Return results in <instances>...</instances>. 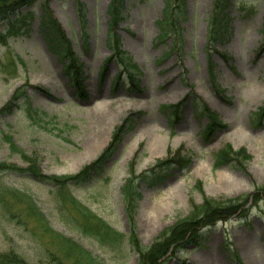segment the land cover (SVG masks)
<instances>
[{"label":"rangeland","instance_id":"1","mask_svg":"<svg viewBox=\"0 0 264 264\" xmlns=\"http://www.w3.org/2000/svg\"><path fill=\"white\" fill-rule=\"evenodd\" d=\"M174 1L168 35L161 40L166 0H123L116 33L138 67L135 86L119 75L124 70L107 44L111 0H49L48 13L60 28L56 42L48 36L50 23L40 25L43 0L22 10L32 12L29 27L0 18V137L10 135L23 153L0 141V164L26 169L25 155L44 175L70 176L112 144L102 169L68 189L125 235L120 244H102L77 229L56 185L27 173L1 172L0 193L9 185L30 196L36 210L26 199L4 195L0 252L13 250L31 264H43L51 253L67 260L70 249L61 235L102 264H137L129 238L133 226L148 247L204 197L248 198L246 216L204 228L199 245L178 250L162 264H264V0H229L225 30L211 46L214 0ZM63 45L74 52L78 72L66 69ZM76 74L79 82H72ZM18 89L23 93L16 105L4 111ZM102 103L106 112L98 108ZM203 105L208 111L200 112ZM239 131L247 136L239 137ZM229 145L245 149L249 158L234 157L217 167L216 154ZM177 155L189 164L173 163ZM162 162L168 167L159 166ZM133 173L163 179L137 180L130 214L123 188Z\"/></svg>","mask_w":264,"mask_h":264},{"label":"trees","instance_id":"2","mask_svg":"<svg viewBox=\"0 0 264 264\" xmlns=\"http://www.w3.org/2000/svg\"><path fill=\"white\" fill-rule=\"evenodd\" d=\"M34 0H0V18L2 20H8V23L11 26L16 28L29 27L34 19L32 17V12L27 11L26 13H22V10L31 6ZM178 2V1H177ZM176 3L174 0H166L165 4V19L161 21L162 32L160 35L161 40H164L168 35L167 24L169 22V13L170 6ZM48 4L49 0H43L42 7L45 11L44 16L40 21V25H47V22L50 23L47 32L50 40L52 42H56L58 38H60V28L57 25V22L50 17L48 13ZM182 5V4H181ZM230 6L229 0H214V14L211 17V31H210V46L218 41L227 24V9ZM123 9V0H111V3L108 8V12L110 13L112 20L110 21V33L107 38L108 46L114 52V58L118 60L121 68L124 70L121 74H125L128 77V80L132 83V86H135L134 83V74L137 73L138 67L132 62L131 58L122 51L119 44V36L116 33V23H118L121 17V11ZM54 27V28H53ZM59 28V29H58ZM0 37H3L0 35ZM66 48H63V47ZM60 50H64L65 56L69 59L67 70L68 71H77L79 65L77 63V58L74 56V52L72 51L70 45H63L59 47ZM75 69V70H73ZM74 74V73H72ZM79 75H72L71 81L79 82ZM12 101L4 106V111H8L12 106L16 105V101L18 100L19 94L23 93V90H16ZM200 112L208 111L206 105L200 108ZM264 110V108L262 109ZM3 112V111H2ZM36 114V112L34 113ZM212 124L214 125L218 120L216 114H213ZM43 114H39L38 117L43 118ZM213 125L210 127L212 128ZM3 138L0 137V141L7 142L10 145V148L15 153L23 154L22 151L15 145L12 141V137L10 135H3ZM114 144V143H113ZM113 145L111 144L109 148L95 161L91 164L85 166L78 174L75 175H67V176H48L44 175L36 160L32 159L30 156L23 155L24 159L28 163V167L21 168L16 164L3 162L0 164V173L1 172H18L20 174H29L31 176L36 177L39 180L50 182L56 187H58L60 193L63 196V199L74 212L72 215V221L77 229L85 234L92 235L96 237L102 244L112 246L113 244H120L125 235L121 232L116 231L113 227H111L108 223H106L103 219L93 214L88 208L82 205L71 193L68 189L69 185L73 184L74 186L81 185L89 180L92 176L91 174L94 172H99L102 167L105 165L109 152L112 150ZM236 157L240 160L245 161L249 158V155L246 153L245 149H241L238 151H234L232 147L229 145L216 154V166L223 165V163H227L229 161H233V158ZM168 162V161H167ZM167 162H162L159 166H167ZM190 160L186 159L181 155H177V158L173 161L175 164H179L180 166H186L189 164ZM131 179L128 180L127 184L123 188L125 200L128 203V211H131L136 204L137 195L139 194V187L136 184L137 180L140 178H144L145 180L152 183H156L157 181H161L163 177L161 175L155 174L152 176L149 173H143L141 176L134 175ZM4 189V190H3ZM264 191V188H262ZM18 197L17 199H26L30 204L31 208L36 210V204L33 199L21 193L19 190L12 188L9 185H5L2 188V193H0V200L6 201L5 197ZM260 197L257 195L255 197V201L257 202ZM135 201V202H134ZM249 201L248 198H236L233 200H228L226 202H218L211 198L204 197L201 204H193V210L191 214L181 220H178L176 224L172 227L168 228L156 239L150 246L144 247L140 240L138 239L134 226L130 232V244L133 249L138 254V262L137 264H162L166 258L170 255L176 253L178 250H182L184 248H189L194 245H199V241L202 238V230L206 227H211L216 225L217 222L225 221L228 218L239 215L240 217H244L249 212ZM131 221L133 222V214L131 215ZM59 235V234H58ZM61 244L64 246H69V255L68 259H64L63 257L51 253L48 257V260L43 264H102L100 260L94 257L89 251L85 250L80 245L75 242L59 235ZM0 264H31L27 259L22 257L17 252L10 250L7 252H0Z\"/></svg>","mask_w":264,"mask_h":264},{"label":"bare ground","instance_id":"3","mask_svg":"<svg viewBox=\"0 0 264 264\" xmlns=\"http://www.w3.org/2000/svg\"><path fill=\"white\" fill-rule=\"evenodd\" d=\"M100 106L101 107H98V108H101V109H103L104 111L103 112H106V104L105 103H102V104H100ZM102 112V113H103ZM104 114V113H103ZM236 135H238L239 137H241V138H245L247 135H246V133H245V131H239V133H236ZM204 167V163H202L201 165H200V167L199 168H203Z\"/></svg>","mask_w":264,"mask_h":264}]
</instances>
